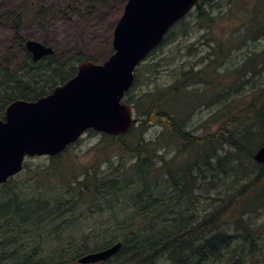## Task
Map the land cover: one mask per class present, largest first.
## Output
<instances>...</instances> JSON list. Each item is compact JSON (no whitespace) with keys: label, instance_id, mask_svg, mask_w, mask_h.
<instances>
[{"label":"trees","instance_id":"trees-1","mask_svg":"<svg viewBox=\"0 0 264 264\" xmlns=\"http://www.w3.org/2000/svg\"><path fill=\"white\" fill-rule=\"evenodd\" d=\"M15 14L10 21L24 58L16 69L0 67V119L14 101L35 102L73 78L83 61L102 64L110 55L109 49L90 58L81 50L74 62L51 56L33 62L17 24L27 10ZM222 24L233 29L212 41L203 67L171 68L172 85L138 97L140 127L160 125L158 138L145 141L134 129L103 135L100 167L77 170L66 150L35 171L25 164L0 185V264H78L117 242L119 253L100 264H251L264 234V224L255 226L264 214V164L253 161L264 145V45L257 46L264 40V0H200L157 51L176 42L171 64L197 29ZM204 108L216 113L213 133L211 117L199 133L189 127L190 115ZM111 155L119 163L102 172ZM48 188L52 195L38 197Z\"/></svg>","mask_w":264,"mask_h":264},{"label":"water","instance_id":"water-1","mask_svg":"<svg viewBox=\"0 0 264 264\" xmlns=\"http://www.w3.org/2000/svg\"><path fill=\"white\" fill-rule=\"evenodd\" d=\"M198 1L127 0L113 33L115 52L104 64L83 62L75 77L50 95L11 103L0 120V184L22 171L26 157L57 156L87 130L113 136L128 133L131 107L121 99L133 83V70ZM25 48L34 62L53 54L50 47L32 40ZM253 158L264 163V146ZM120 249L116 243L80 257L78 264L105 262Z\"/></svg>","mask_w":264,"mask_h":264},{"label":"rangeland","instance_id":"rangeland-1","mask_svg":"<svg viewBox=\"0 0 264 264\" xmlns=\"http://www.w3.org/2000/svg\"><path fill=\"white\" fill-rule=\"evenodd\" d=\"M126 0H0V67L8 66L16 69L23 62L24 53L21 49L20 42L14 40V25L10 21V15L21 9L27 10L26 18L19 19V34L25 40H35L46 43L56 51L55 56L50 58L57 61L74 62L79 56L78 51H83L84 56L96 58L100 51L112 50L113 31L121 17ZM3 3V4H2ZM66 8H69L66 10ZM37 11H40L37 14ZM193 12V11H191ZM233 29L229 25H216L211 30L197 29L195 34L189 40L180 45L182 57H177L171 64L167 63V57H171L177 52V43L166 44L160 50L147 58L137 71V86L129 93L128 101L130 104L137 105L138 97L147 93H155L159 88H168L173 84V71L185 63H195L198 68L203 67V58L209 50L214 39L222 38ZM106 37V38H104ZM103 38V39H102ZM188 43L190 46L187 49ZM263 44L264 40L257 43V46ZM255 45L250 44V47ZM105 49V50H104ZM149 64L152 70L159 69L157 73L154 71L149 74L143 65ZM175 68V70L171 68ZM195 67V65H194ZM214 75V74H213ZM264 78V73L261 75ZM246 102V101H245ZM246 105V104H245ZM138 112L143 110V106L139 105ZM206 108L197 110L190 115L189 127L198 130L206 128L205 121L209 117L212 118L213 125L209 130L213 133L217 128L216 113ZM214 114V116H213ZM137 119L133 126L135 135L141 137L145 141H152L160 136V125L154 127H140L142 119L136 111L133 115ZM200 124L202 127L198 128ZM198 128V129H197ZM231 128V127H230ZM132 138V137H131ZM105 137L102 134L93 133L84 135L78 144L69 148L68 155L71 167L77 170L82 168H91L97 163L100 167V161L103 151L100 146L105 144ZM107 146V144H105ZM173 151L165 155L166 159L173 155ZM177 161L178 157H173ZM119 159L111 155L104 161L100 170L107 171L108 167L119 163ZM126 162L132 163V159L126 158ZM28 168L35 171L37 168L45 167L50 164L48 157H36L27 161ZM40 183H46V176L40 177ZM54 187V184H50ZM42 193L38 197L52 195L53 188L40 190ZM55 194V192H54ZM212 196H215L212 194ZM255 226L258 228L264 224V214L256 217ZM259 238V240H258ZM255 241L257 248L253 254L251 264H264V234H261ZM49 243H47V246ZM46 246V247H47Z\"/></svg>","mask_w":264,"mask_h":264}]
</instances>
